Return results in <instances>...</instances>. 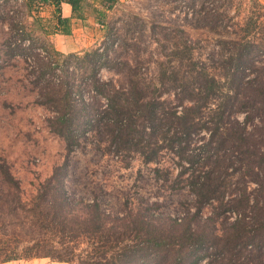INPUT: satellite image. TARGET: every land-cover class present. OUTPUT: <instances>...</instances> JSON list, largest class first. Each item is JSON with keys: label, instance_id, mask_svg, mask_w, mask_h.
<instances>
[{"label": "trees", "instance_id": "16d2710c", "mask_svg": "<svg viewBox=\"0 0 264 264\" xmlns=\"http://www.w3.org/2000/svg\"><path fill=\"white\" fill-rule=\"evenodd\" d=\"M63 2L79 19L93 11L105 29V40L82 57L62 53L51 44L43 46L47 64L36 85L42 80L41 89L48 96L45 104L51 103L55 114L50 128L69 146L77 143L78 132L99 131L108 146L105 155L134 156L144 164L158 165L155 177L165 173L176 187L187 189L197 212L183 223L169 218L168 228L136 215L120 219L121 229H107L95 200L83 205L82 220L75 216L70 192L58 175L25 197L9 168L2 165L0 264L39 258L69 264H199L206 258L199 251L209 241V230L200 231L192 222L214 204L215 220L236 216L219 237L228 264H241L252 248L262 256L258 263L264 264V18L238 23L230 33V12L239 6L235 0H184L191 10L188 25L234 37L219 41L222 51L217 60L202 58L195 54L183 24L176 29L180 38L169 48L167 60L159 61L157 73L148 79L141 73L139 52L133 55L129 40L116 34L105 19L118 6L117 0H103L102 8L94 9L88 0L24 4L30 14L34 6L53 7L52 36L71 33V19L62 16ZM256 6L263 9L259 2ZM130 26L124 27L126 37L135 32ZM73 59L89 64L93 97L103 96L105 101L99 126L90 118V102L82 98L80 86L69 80ZM104 69H117L122 83L103 79ZM168 161L173 165L166 168L163 163ZM87 240L92 242L90 250L82 248Z\"/></svg>", "mask_w": 264, "mask_h": 264}, {"label": "rangeland", "instance_id": "374dc122", "mask_svg": "<svg viewBox=\"0 0 264 264\" xmlns=\"http://www.w3.org/2000/svg\"><path fill=\"white\" fill-rule=\"evenodd\" d=\"M24 2L0 0V166L9 168L25 197L39 183L58 175L70 192L75 216L82 220L85 216L83 205L95 200L103 210L107 229L112 226L121 229L120 219L128 221L136 215L167 228L169 218L182 223L191 219L197 212L195 198L187 189H179V185L176 187L177 182L171 181L165 173L160 178L155 177L154 169L158 165L144 164L142 159L134 156L122 155L117 158L105 155L103 151L108 146L103 143L101 133L97 130L78 132L77 143L72 146L52 131L50 124L55 116L53 108L51 103L45 104L48 96L41 89L42 80L39 85L36 84L39 83V72L47 64L43 46L49 48L54 45L53 35L49 33L53 30V7L46 5L36 10L34 6L30 14ZM258 2L263 6L262 10L256 6ZM235 4L239 6L232 7L230 12L233 17L227 28L230 33L236 30L238 23L250 18L260 21L264 18V0H235ZM188 12L190 14L191 10L184 0H131L115 7L105 19L115 26L116 34L129 40L133 55L139 52V59L143 61L141 73L143 77L151 79L158 71V62L167 60L171 53L169 48L180 38L181 33L176 31L179 26L185 24L186 37L193 42L195 54L202 58L213 57L217 60L222 51L219 41L234 37V34L220 37V33L208 29L195 30L187 23ZM127 23L135 32L126 37L124 27ZM96 35L98 39L95 43L72 54L82 57L84 52L102 45L105 29L101 28ZM113 51L111 54H115ZM89 67L88 63H79V59L71 60L68 66L69 80L80 86L82 98L90 102V118L96 121L95 126H99L98 120L105 101L103 96L93 97L95 91L92 90L95 89L91 85ZM115 70L104 69L100 74L105 80L116 78L121 84L123 78ZM169 162L163 165L166 168L173 165ZM217 207L216 204L207 206L202 213L195 215L192 222L200 231L204 227L209 230V241L199 251L206 258L199 264H228L225 259L227 251L222 248L224 240L219 241V237H222L236 216L226 214L228 221L224 217L215 220ZM260 241L258 239L252 246ZM91 245L92 242L88 243L87 240L82 248L90 250ZM258 253L253 248L251 252L247 251L241 264H260L258 262L262 256ZM112 254L110 252L108 256ZM18 264L69 263L39 258L28 262L21 260Z\"/></svg>", "mask_w": 264, "mask_h": 264}, {"label": "crops", "instance_id": "0c3cea01", "mask_svg": "<svg viewBox=\"0 0 264 264\" xmlns=\"http://www.w3.org/2000/svg\"><path fill=\"white\" fill-rule=\"evenodd\" d=\"M92 8H102L103 0H88ZM131 0H117L118 6ZM62 16L71 19V33L53 35L55 48L62 53L81 51L86 45L95 43L98 39L96 32H100L103 26L98 23L96 14L92 11L86 12L84 19L74 17L72 6L66 2L61 5ZM100 28V29H99ZM96 31V32H95ZM70 38V40H68ZM32 261V260H31ZM28 262V261H26ZM21 261H12L1 264H18Z\"/></svg>", "mask_w": 264, "mask_h": 264}]
</instances>
